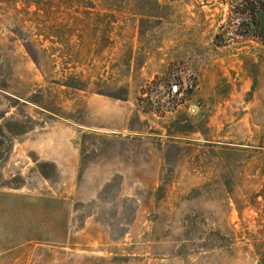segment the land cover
Instances as JSON below:
<instances>
[{"label": "rangeland", "instance_id": "obj_1", "mask_svg": "<svg viewBox=\"0 0 264 264\" xmlns=\"http://www.w3.org/2000/svg\"><path fill=\"white\" fill-rule=\"evenodd\" d=\"M229 17L0 0V264H264V41Z\"/></svg>", "mask_w": 264, "mask_h": 264}, {"label": "trees", "instance_id": "obj_2", "mask_svg": "<svg viewBox=\"0 0 264 264\" xmlns=\"http://www.w3.org/2000/svg\"><path fill=\"white\" fill-rule=\"evenodd\" d=\"M260 0H227L230 17L237 24V36L244 40L264 41V32L258 20ZM27 52L32 56L29 49Z\"/></svg>", "mask_w": 264, "mask_h": 264}]
</instances>
